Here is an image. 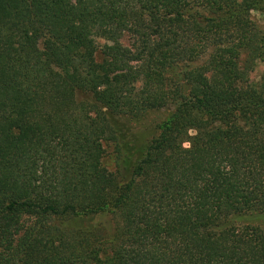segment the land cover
I'll return each instance as SVG.
<instances>
[{
    "label": "trees",
    "instance_id": "1",
    "mask_svg": "<svg viewBox=\"0 0 264 264\" xmlns=\"http://www.w3.org/2000/svg\"><path fill=\"white\" fill-rule=\"evenodd\" d=\"M259 62L264 0H0V264H264Z\"/></svg>",
    "mask_w": 264,
    "mask_h": 264
},
{
    "label": "rangeland",
    "instance_id": "2",
    "mask_svg": "<svg viewBox=\"0 0 264 264\" xmlns=\"http://www.w3.org/2000/svg\"><path fill=\"white\" fill-rule=\"evenodd\" d=\"M264 73V65L259 62L254 68L247 72L246 82L252 83L258 81ZM167 115L166 111H160L150 114L144 121L140 123H132L131 133L133 141L136 145H144L149 143L158 135V130L155 128ZM111 162H107V166H111ZM242 221V222H241ZM101 226L105 227L108 234L114 232L116 228V219L107 215L98 220ZM238 223L259 227L264 230V214H254L243 218Z\"/></svg>",
    "mask_w": 264,
    "mask_h": 264
}]
</instances>
